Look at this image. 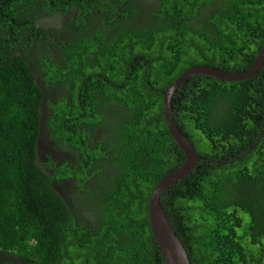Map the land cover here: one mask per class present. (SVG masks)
I'll list each match as a JSON object with an SVG mask.
<instances>
[{
    "label": "trees",
    "instance_id": "1",
    "mask_svg": "<svg viewBox=\"0 0 264 264\" xmlns=\"http://www.w3.org/2000/svg\"><path fill=\"white\" fill-rule=\"evenodd\" d=\"M263 45L264 0H0V252L165 264L148 201L184 155L162 93L193 66L242 73ZM42 87L43 134L72 154L60 165L36 160ZM172 116L200 160L160 206L190 263L264 264V65L241 82L191 77Z\"/></svg>",
    "mask_w": 264,
    "mask_h": 264
},
{
    "label": "water",
    "instance_id": "2",
    "mask_svg": "<svg viewBox=\"0 0 264 264\" xmlns=\"http://www.w3.org/2000/svg\"><path fill=\"white\" fill-rule=\"evenodd\" d=\"M264 65V45L251 66L242 73H229L212 66L197 65L183 72L162 93L163 120L169 135L183 151L184 162L166 173L151 190L148 201V222L151 234L160 250L165 264H191L188 254L169 224L160 206L162 194L176 182L188 176L200 160L192 143L176 126L172 116V98L177 90L191 77L205 75L223 82H241L255 76ZM203 161L205 159H202Z\"/></svg>",
    "mask_w": 264,
    "mask_h": 264
},
{
    "label": "flooded vegetation",
    "instance_id": "3",
    "mask_svg": "<svg viewBox=\"0 0 264 264\" xmlns=\"http://www.w3.org/2000/svg\"><path fill=\"white\" fill-rule=\"evenodd\" d=\"M121 5H123V2L120 3L119 5V8H120V11L122 12L123 11V8L121 7ZM132 6L135 8L136 10V5L135 3H132ZM83 14H86V13H83ZM60 15L61 13H56L54 15V18H53V24L51 26V28H58L61 26V24H65V22L68 20V19H60ZM45 20L48 21V19H50L49 17L45 16L44 17ZM61 23V24H60ZM46 27L45 28H49L48 24H45ZM30 67V65H29ZM62 68L60 67L59 70H61ZM30 71L32 72V75L34 77V80L36 81V77H35V74H34V71L30 68ZM57 86V88H54L53 89V96H54V100L53 99H50L51 101L53 102H56V104L58 102H62L65 98L63 96L65 95H69L68 94V90L64 91L63 89L59 88L58 85H55ZM42 89V93H43V101L41 103V106H40V130H41V135L39 136L38 138V143L36 145V160L37 161H40V159L42 158V160L44 161V163L48 162V157L49 155H51L53 161H56L58 163V165L62 164L63 161L65 159H68L69 157H71V153L70 152H65L63 151L60 146H58L55 142H52V141H49L47 138H48V135L47 134H43V120L45 119L46 117V111H44V106L48 108L47 106V92L48 90H46V88L44 89L43 87L41 88ZM62 106V105H61ZM105 132L107 133V130H105ZM47 137V138H46ZM260 140V136L257 138V142H259ZM253 152V148H249V150L247 151V153H251ZM43 170L47 173V174H51V170H49L48 167H44ZM66 182V181H64ZM63 183V188L61 189H58V192L60 194V196H65L67 194L68 189H67V186L66 184ZM56 184H59V183H55L54 185ZM0 264H29L28 262H26L25 260H22L12 254H8V253H3V252H0Z\"/></svg>",
    "mask_w": 264,
    "mask_h": 264
},
{
    "label": "rangeland",
    "instance_id": "4",
    "mask_svg": "<svg viewBox=\"0 0 264 264\" xmlns=\"http://www.w3.org/2000/svg\"><path fill=\"white\" fill-rule=\"evenodd\" d=\"M40 161H43L42 158L40 159Z\"/></svg>",
    "mask_w": 264,
    "mask_h": 264
}]
</instances>
